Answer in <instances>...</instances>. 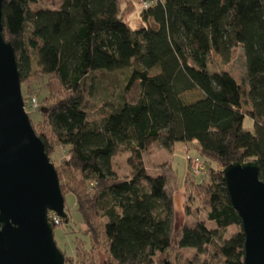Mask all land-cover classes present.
<instances>
[{
    "label": "trees",
    "instance_id": "16d2710c",
    "mask_svg": "<svg viewBox=\"0 0 264 264\" xmlns=\"http://www.w3.org/2000/svg\"><path fill=\"white\" fill-rule=\"evenodd\" d=\"M41 1L6 0L3 36L15 50L23 90L39 69L64 92L28 113L40 114L38 125L30 120L50 160L57 148L68 155L63 173L55 168L65 198H76L90 246L99 238L97 221L105 220L110 264H155L174 249L195 251L189 264L210 250L212 260L203 264H244L246 237L223 171L256 162L264 182V0H141L153 5L141 6L139 29L125 22L131 0H61L59 9L36 8ZM238 48L246 61L244 84L209 69L213 56L229 64ZM126 69L131 74L119 99L92 118L93 74ZM138 83L139 98L131 103L127 94ZM195 91L201 98L188 103L184 96ZM178 143L194 149L211 174L200 183L187 177V200L201 189L207 220L177 230L172 164L155 177L144 156L154 144L173 152ZM121 151L129 155V178L114 168ZM190 208L187 203L186 215ZM233 227L238 231L225 238ZM65 258V264L72 260Z\"/></svg>",
    "mask_w": 264,
    "mask_h": 264
},
{
    "label": "water",
    "instance_id": "95a60500",
    "mask_svg": "<svg viewBox=\"0 0 264 264\" xmlns=\"http://www.w3.org/2000/svg\"><path fill=\"white\" fill-rule=\"evenodd\" d=\"M0 0V264H65L53 212L69 222L56 168L25 108L15 50L3 36ZM246 237L244 264H264V182L256 162L224 169ZM164 264H172L165 260Z\"/></svg>",
    "mask_w": 264,
    "mask_h": 264
},
{
    "label": "rangeland",
    "instance_id": "374dc122",
    "mask_svg": "<svg viewBox=\"0 0 264 264\" xmlns=\"http://www.w3.org/2000/svg\"><path fill=\"white\" fill-rule=\"evenodd\" d=\"M61 6V0H42L41 4L36 6V8L59 9ZM141 6L143 7L141 0H131L129 7L128 5L126 7V10H130L132 13L127 14L125 22L133 29H139L142 25L139 16ZM49 60L50 64L55 66L57 63V54H51ZM209 69L212 72H229L239 83L244 84L246 82V61L241 48L235 50L229 64L224 63L221 58L213 56L209 64ZM38 70H35V75L24 87L25 90L22 89V94L26 102H31L33 99H36L39 109L43 103L49 105L61 98L64 92L56 80L43 77ZM130 74L131 72L128 69L113 73L97 71L93 74V90L87 100L88 111L92 118H100L104 113L103 111H108L110 109L108 104H112L119 99L128 83L127 78ZM139 95L140 85L138 83L132 88L129 94H127V100L131 103L136 102ZM199 98H201V94L196 91L184 96V99L188 103L194 102ZM31 111L32 110H30V112ZM30 118L37 123L38 120H40L39 112L36 111L32 113ZM245 124L247 127L251 126L250 120L247 119ZM37 129L40 132L42 128L38 127ZM144 157V162L149 174L155 177L161 173V167L163 165L169 164L170 162L172 164L176 177V189L173 195L175 228L178 230L184 226V224L193 226L198 221H206L210 209L203 197L202 190L196 188L193 190L192 201L190 200V202H188L187 200V193H190L188 190V175L189 179L200 183L204 180H208L211 174L207 164L203 172H197V170H199L195 163V160L198 159L197 152L194 149L187 151L186 146L182 143H178L173 152L163 149L158 144H154ZM128 158L129 155L125 151L119 152L114 158V168L119 178H129L132 174V168L129 165ZM51 159L54 166L63 173V162L68 159L65 150L57 148L55 153L51 155ZM211 167L216 171L223 170L217 164H212ZM63 180L64 183H67L66 176H63ZM89 188L91 189V185ZM186 189L188 191H186ZM187 203L191 205V215H186L185 205ZM65 205L69 222L65 223V221L62 220L61 225L55 228L54 236L58 248L63 252L65 257L72 258L69 264H110L111 260L108 255V244L102 234V226L105 220H98L96 223L99 238L96 240L94 248H92L87 236L88 227L77 210L75 196L68 194L65 198ZM208 225L214 228V225L210 223H208ZM237 231L238 228L235 227L229 229V231L225 233V238H229L230 235ZM211 251L212 250H210L208 254L199 256L193 264H203L208 260H212ZM194 258L195 251L193 250L174 249L166 256H158L155 260V264H164L165 260H169L172 264H189Z\"/></svg>",
    "mask_w": 264,
    "mask_h": 264
},
{
    "label": "built area",
    "instance_id": "2783aa9c",
    "mask_svg": "<svg viewBox=\"0 0 264 264\" xmlns=\"http://www.w3.org/2000/svg\"><path fill=\"white\" fill-rule=\"evenodd\" d=\"M151 5H153V1L144 2L143 3V7L144 8H148ZM25 108H26V111H28V110H32V111L37 110L38 109V104H37L36 99H33L31 102L30 101H27V102L25 101ZM195 163H196V167L199 169V170H197V172L201 173V172H203L205 170L206 164L203 161H201L199 159H196ZM193 164H194V162H193ZM49 220H50V222L52 224H54L56 226H59L62 223L61 218L59 216H57L55 213H53V212L49 213Z\"/></svg>",
    "mask_w": 264,
    "mask_h": 264
}]
</instances>
